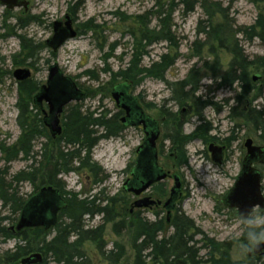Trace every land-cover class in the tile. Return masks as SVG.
Listing matches in <instances>:
<instances>
[{"label":"rangeland","instance_id":"obj_1","mask_svg":"<svg viewBox=\"0 0 264 264\" xmlns=\"http://www.w3.org/2000/svg\"><path fill=\"white\" fill-rule=\"evenodd\" d=\"M26 1L29 5L27 11L23 7L7 10L5 6L0 5V143L11 145L20 136L16 106L18 82L20 81L13 77V71L17 68H28L31 71L30 77L37 80L41 86L46 83L47 68L57 63L63 74L70 76L76 82L78 88L89 90L90 97L79 102L82 104L83 110L103 111L107 117L122 112L116 107L115 101L111 97V87L120 83L121 79H115L110 85L109 74L103 73L101 69L108 67L116 72L124 67L130 58L133 45L138 41L141 34V27H143L140 21L142 17L139 18L138 16L146 14L151 8L153 10L159 8L161 4L166 8V4L171 0ZM211 1L219 2L222 8L227 9L228 17L234 19L237 27H248V25L254 23L260 12L264 14V5L258 4L256 6L249 0ZM75 4L77 9L73 16L68 9L75 6ZM65 13L71 15L72 26L76 32L78 27H81L80 25L88 20L95 27L82 28V33L76 34L75 38L66 40L59 48L52 50L51 47L44 45V42L52 37L53 29L51 25L54 20L63 22ZM181 13L176 10L171 17L174 23L172 31H174L179 42L177 50H174L164 41L156 42L147 49L148 55L142 60L144 66H149L163 52L170 54L176 52L175 64L167 70L164 80L146 77L129 89V93L139 99V103L145 112L161 123V135L157 142V161L163 170L168 173L167 178L157 185L149 187L146 192L138 196L123 191V183L131 177L129 171L135 164V148L143 141V131L136 126L124 127L119 136L102 139L92 149L91 158L99 165L100 173L96 175L89 169L82 168L64 174L61 178L66 191L80 193L81 197L96 198L97 201L105 200L107 197H124L120 202L119 199L113 207L115 219L106 224L103 236L106 249L111 247L114 242L122 244V249H124L122 264L132 262L133 250L130 241L133 229L128 226L132 219L130 215L139 213L147 221L161 218L164 222L166 217L161 206L132 209V203L139 198L148 196L155 201L160 200L163 202L166 200L169 197V188L174 183L171 177L173 174L177 175L182 183L178 205L173 213L183 214L193 224L194 227L189 231V235L194 241L192 245L202 247L204 239H211L218 243L226 242L230 245L228 253L231 260L245 264L247 256L257 259V255L252 253V246L255 242H251L249 246H246L240 241L243 229L242 222L238 220L234 210L222 205L221 197L232 187L234 177L240 170L241 161L245 154V146H243L245 140L251 138L256 144H262V141H264V138H262L264 127L263 130L258 131L254 129L253 120L245 119L249 99L255 93H260L252 103L257 110L263 113L262 120L264 124V83L252 79L255 86L254 90L251 91L247 99L236 102V93L233 91L235 86L227 87L219 84L220 76L225 73L224 71L231 58L230 54L226 50L217 48L215 54L211 55L207 49L203 48L199 56L195 55L198 47L194 42L196 39L202 40L201 36H196L195 30L197 22L203 18L202 10L196 6L193 12L183 15ZM26 15L36 16V21L27 24L20 30L18 17L22 18ZM149 20L151 21L150 27L157 22L153 16ZM17 34H24L27 38L32 39L33 43H39L45 47L39 51L33 64L34 67L19 62L22 55H18L23 54L25 51L21 52L20 39ZM237 38L240 40L239 43L248 59L264 54V43L258 39L248 42L243 40L241 35H238ZM112 45L117 46L111 49ZM52 51H56L53 53L54 56L51 55ZM216 61L218 65L211 68L210 66L215 64ZM27 62H30V60ZM192 68L200 69L196 78V80L198 79L199 89L195 95L197 97L201 96V101L207 102L208 106L201 110L203 119L199 121L193 114L195 107L187 102L183 107V112L188 121L183 124L182 131L184 135H188L197 129L196 126L199 123H205L206 126L210 127L206 137H214V140L208 142H204L201 138L191 140L185 146L188 163L186 166L178 168L175 166L172 153L169 150L170 141L164 139V135L169 131L168 127L174 125L176 121L166 120L167 117L163 115L161 110H168L177 115L180 108L170 100L172 97L170 86L176 81L186 79ZM89 71H93V75L98 80L92 78L88 73ZM257 73V71L251 69V78L257 76ZM144 103H149V107H145ZM75 104L74 101L69 103V105ZM69 105L65 108H68ZM42 107L47 112L45 103ZM39 112L40 116H43L40 109ZM64 112L59 116V122H61ZM121 116L122 114L119 117ZM163 122H166L165 127H162ZM49 136L51 137L50 142L55 140V137ZM44 142H47V140L43 137L35 141L34 150H39V153H41L40 143ZM210 143L224 147L222 163H217L211 158L208 148ZM49 154L48 151L45 159L51 156ZM46 162L44 160L47 165ZM29 163V160L25 161L19 157L9 164L10 174L25 169ZM40 178L42 177L39 175V180ZM38 183L39 181L36 184ZM158 185L165 189V193H167L165 196L161 197L160 193L156 191L155 188ZM262 188L264 189V179ZM35 190L36 188L31 183L20 185V194L24 198L28 199L36 193ZM102 218L101 215L88 218V227L101 224ZM246 220L251 221L254 225H260L264 223V213L256 209ZM118 221H124L126 224V228L120 230V236H116L111 228L112 224ZM165 227H167L165 228L166 232H163V234L168 236L171 234L172 229L170 230L168 226ZM262 232L264 233V229ZM51 236L49 235L46 239L51 238ZM16 243L18 242L15 239L0 241V256L4 251L13 248ZM83 250L90 264H105L94 243L85 242ZM249 250L251 254H248ZM206 251V248L200 251V256H203ZM155 264L160 263L155 262Z\"/></svg>","mask_w":264,"mask_h":264},{"label":"trees","instance_id":"obj_2","mask_svg":"<svg viewBox=\"0 0 264 264\" xmlns=\"http://www.w3.org/2000/svg\"><path fill=\"white\" fill-rule=\"evenodd\" d=\"M249 1L256 6L264 5V0ZM196 6L201 8L203 18L197 22L195 27L196 36L202 37L201 41L196 39L194 42L198 47L197 49L195 47L197 52L195 55L199 56L203 48L207 49L211 55L215 54L217 48L226 50L231 58L225 73L220 76L219 84L227 87L235 86L233 91L236 93V102L247 99L255 88L250 75L251 69L258 72L257 80L264 83V54L248 59L237 37L241 35L245 41L258 39L264 43V14L260 12L254 23L248 27H237L234 19L228 17L227 9L222 8L219 2L211 0H177L176 2L171 0L166 4V8L161 4L159 8L155 10L151 8L146 14L138 16L142 17L140 21L143 27H141L138 41L133 45L128 62L116 72L108 67L101 69L103 73L109 74L110 85L117 78L121 79L120 83L126 82L130 87L137 85L146 77L164 80L167 70L175 64L176 52L174 54L163 52L149 66H144L142 60L148 55L147 49L156 42L164 41L177 50L179 42L172 31L174 24L171 19L172 13L178 10L182 12V15L188 14L193 12ZM76 9L77 5L75 4L68 10L74 16ZM151 16L157 22L150 27L149 18ZM36 18V16L29 15L18 17L19 29L35 22ZM80 26L76 34L82 33V28L95 27L90 20ZM17 37L20 39L21 52L25 51L18 55H22L19 62L33 66L39 51L45 47L42 44L33 43L32 39L27 38L24 34H17ZM116 46L112 45L111 49ZM53 53L54 51L51 53L52 56H54ZM28 60L30 62H27ZM216 65H218L217 61L210 67L214 68ZM199 68H192L186 79L176 81L170 86L172 96L170 100L180 108L177 115L168 110H161L167 117L166 120L176 121L174 125L168 127L169 131L164 135V139L170 141L169 150L172 153V160L178 168L186 166L188 163L185 146L191 140L195 138H201L204 142L214 140V137H206L210 127L205 123H199L196 126L197 129L188 135H184L182 131L183 124L188 121L183 112V107L187 102L195 107L193 114L199 121L203 119L201 110L208 106L207 102L201 101V96L195 95L199 89L198 79L196 80ZM88 73L92 78L98 80L93 75V71ZM39 87L40 83L31 77L18 82L16 106L20 136L11 145L0 143V155H3L0 156V241L15 239L18 242L13 248L2 253L0 263L20 264L21 258L35 251L42 257L39 264H90L83 250V245L89 241L95 244L105 264H122L124 257L122 244L114 242L111 247L106 249L103 236L106 224L115 219L113 207L119 199L120 202L124 197H107L102 201H97L96 198L81 197L80 193L66 191L61 178L64 174L82 168H87L96 175L100 173L99 165L91 158L92 149L102 139L119 136L125 127L121 124L119 117L122 112L107 117L103 111L83 110L82 104L79 102L90 97V93L88 89L79 87L85 92L84 99L76 102L75 105L68 104V108H65L67 105L63 108L65 112L61 120L62 130L59 136L50 142L49 135L51 134L42 122L43 116H40V108L32 100ZM259 94L255 93L249 99V105L245 112V119L253 120L254 129L258 131L263 130L264 127L263 113L256 109L252 101ZM144 106L149 107V103H144ZM166 122H163L162 127L166 126ZM42 137L47 142L40 143L42 152L39 153V150H34V143ZM48 151L51 156L45 159ZM19 157L25 161L29 160L30 163L25 169L10 174L9 164ZM44 160L47 161V165ZM39 175L42 177L40 180ZM37 181H39L38 184H36ZM22 183H31L36 188V193L42 186H53L59 189L65 204L58 213L57 221L52 228L45 230L43 227H31L22 228L20 231L15 230L21 208L30 198H24L20 194ZM155 189L161 197L167 194L161 185ZM175 214L170 223L173 227L172 232L168 236L163 234L167 228L163 219L147 221L139 213L130 215L132 219L128 226L133 229L130 241L133 254L130 264H155V262L160 264H242L240 261L231 260L228 253L230 245L226 242L218 243L211 239H204L202 247L192 245L194 241H192L189 231L194 227L193 224L183 214ZM95 215L103 217L102 223L95 227H88V218ZM242 227L240 241L246 246L254 242L248 238L250 231L264 234L262 232L264 223L254 225L251 221L245 220L242 221ZM111 228L116 236H120V230L126 228V224L124 221H118L113 223ZM49 235H52L51 238L46 239ZM204 248L207 251L203 256H200V251ZM245 264H264V258L259 260V258L253 259L247 256Z\"/></svg>","mask_w":264,"mask_h":264},{"label":"water","instance_id":"obj_3","mask_svg":"<svg viewBox=\"0 0 264 264\" xmlns=\"http://www.w3.org/2000/svg\"><path fill=\"white\" fill-rule=\"evenodd\" d=\"M0 5L6 9L21 8L28 10L29 5L26 0H0ZM64 21L54 20L52 23V37L45 40L44 44L56 50L66 40L75 38L76 31L71 22V15L65 13ZM56 52V51H54ZM46 83L41 85L33 96V102L43 113L42 122L48 132L53 136H59L62 126L59 116L63 108L70 102H79L84 99L85 92L78 88L75 81L70 76H65L58 67L52 64L48 68ZM31 71L24 69H14L13 77L17 81H25L29 78ZM258 76H253L256 80ZM130 85L126 82L115 84L111 90V97L115 101L118 109L124 113L120 117L121 124L125 127L142 126L144 132L143 143L136 147L135 165L131 169V177L123 183V190L141 195L146 192L151 185L158 183L166 177V172L162 170L157 161L156 140L160 129L158 120L152 118L141 107L139 99L129 93ZM46 104L47 112L43 109ZM245 154L240 171L234 177V183L228 191L221 197L223 206L234 209L239 220H245L255 209L264 208V196L261 189L262 175L260 171L253 167L258 162L264 165V147L252 144L250 138L243 143ZM211 158L217 162H222L223 146L210 143L208 146ZM174 184L170 189V197L163 203L166 209L167 221L170 218V211L174 207V202L179 195L181 181L177 175H173ZM155 201L150 196L139 198L132 203L133 208H146L153 205ZM64 197L61 196L59 189L53 186H42L21 208L18 222L15 226L16 231L22 228L43 227L45 230L52 228L57 221V215L64 206ZM250 251V250H249ZM264 253V239L255 242L252 246V253L258 255ZM42 260L41 254H32L21 258L20 264H38Z\"/></svg>","mask_w":264,"mask_h":264},{"label":"flooded vegetation","instance_id":"obj_4","mask_svg":"<svg viewBox=\"0 0 264 264\" xmlns=\"http://www.w3.org/2000/svg\"><path fill=\"white\" fill-rule=\"evenodd\" d=\"M63 111V110H62ZM122 111V110H121ZM123 111H122V115H123ZM61 115V114H60ZM61 123V122H60ZM136 127H139L140 129H142V126L141 125H139V126H136ZM158 127H159V129H160V132H159V135H158V138H157V140H156V150H157V142L159 141V138H160V135H161V123L158 121ZM142 131H143V129H142ZM143 138H144V132H143ZM262 138H264V136L262 137ZM251 139V138H250ZM143 140V139H142ZM252 140V139H251ZM264 141H262V144H256L253 140H252V144H254V145H257V146H261V147H264V143H263ZM142 143H143V141H142ZM141 143V144H142ZM140 144V145H141ZM222 146V145H221ZM136 149V148H135ZM157 154H158V150H157ZM223 156V155H222ZM244 156V155H243ZM222 160H223V158H222ZM242 161H243V159H242ZM242 161H241V164H242ZM222 163V162H221ZM158 165H159V163H158ZM160 166V165H159ZM253 167H256L259 171H260V173H261V175H262V181H263V176H264V165L263 164H261V163H258V162H256V163H254V165H253ZM162 168V167H161ZM240 169H241V165H240ZM162 170H163V168H162ZM164 171V170H163ZM240 171V170H239ZM166 172V171H165ZM166 177L164 178V179H166L167 178V176H168V173L166 172ZM173 175H175V174H173ZM173 175H171V177H172V179H173ZM163 179V180H164ZM163 180H160V181H158V183L159 182H161V181H163ZM173 181H174V179H173ZM179 181H180V179H179ZM262 181H261V189H262V191H263V196H264V189L262 188ZM158 183H156V184H153V185H157ZM174 184V183H173ZM153 185H151V186H153ZM181 185H182V183H181ZM173 186V185H172ZM171 186V187H172ZM171 187L169 188V192H170V189H171ZM180 190H181V188H180ZM180 192V191H179ZM179 196H180V193H179V195H178V197H177V199L175 200V204H174V207H173V209H171V211H170V218L168 219V221H167V217H165V225H167V226H169V229L171 230L173 227H172V225H170V223H171V220L173 219V217H175V213H173V211L175 210V208L177 207V205H178V201H179ZM169 197H170V193H169ZM168 197V198H169ZM167 198V199H168ZM152 199V198H151ZM166 199V200H167ZM166 200H164L163 202H161L160 200L159 201H155V203L153 204V205H149L148 207L149 208H152L153 206H161L162 208V210H164V212H165V214H166V209H165V207H164V202L166 201ZM148 207H146V208H139V209H147ZM259 210V211H261V213L263 212L264 213V208H258V207H256L255 209H253L252 211L254 212V210ZM232 210H234V209H232ZM130 211H132V210H130ZM235 211V210H234ZM252 212V213H253ZM251 213V214H252ZM235 214H236V211H235ZM250 214V215H251ZM249 215V216H250ZM166 216H167V214H166ZM248 216V217H249ZM247 217V218H248ZM246 218V219H247ZM161 219V218H160ZM159 219V220H160ZM245 219V220H246ZM158 220V219H157ZM239 220V219H238ZM245 220H239L240 222H242V221H245ZM264 235V234H263ZM248 254H251V251H248ZM256 258H259V260H263V258H264V253L263 252H261V253H259L257 256H256Z\"/></svg>","mask_w":264,"mask_h":264},{"label":"clouds","instance_id":"obj_5","mask_svg":"<svg viewBox=\"0 0 264 264\" xmlns=\"http://www.w3.org/2000/svg\"><path fill=\"white\" fill-rule=\"evenodd\" d=\"M248 238L254 242H258L261 239H264V235L256 232V231H250L248 233Z\"/></svg>","mask_w":264,"mask_h":264},{"label":"bare ground","instance_id":"obj_6","mask_svg":"<svg viewBox=\"0 0 264 264\" xmlns=\"http://www.w3.org/2000/svg\"><path fill=\"white\" fill-rule=\"evenodd\" d=\"M34 195V194H33ZM32 196V195H31ZM19 263H20V261H19ZM32 264H34V263H32ZM39 264V263H38Z\"/></svg>","mask_w":264,"mask_h":264}]
</instances>
